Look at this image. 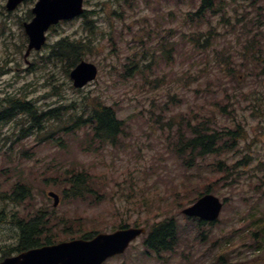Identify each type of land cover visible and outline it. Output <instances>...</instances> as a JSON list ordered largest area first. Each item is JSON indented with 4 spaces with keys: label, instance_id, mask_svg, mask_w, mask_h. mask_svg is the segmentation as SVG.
<instances>
[{
    "label": "rangeland",
    "instance_id": "1",
    "mask_svg": "<svg viewBox=\"0 0 264 264\" xmlns=\"http://www.w3.org/2000/svg\"><path fill=\"white\" fill-rule=\"evenodd\" d=\"M202 1L86 0L84 15L51 27L26 56L24 23L37 0L12 11L0 0V100L18 95L39 112L72 114L61 107L60 120L41 126L25 114L0 125V260L16 248V220L42 212L53 243L147 228L104 264H264V0ZM65 36L86 41L83 60L97 66L85 87L50 56ZM94 101L123 120L116 143L90 123L72 125ZM200 121L241 137L192 161L177 143ZM80 172L89 185L78 195L71 179ZM19 184L30 193L15 202ZM204 194L222 204L215 222L186 215ZM165 219L178 224L173 248L148 250L149 227Z\"/></svg>",
    "mask_w": 264,
    "mask_h": 264
},
{
    "label": "trees",
    "instance_id": "2",
    "mask_svg": "<svg viewBox=\"0 0 264 264\" xmlns=\"http://www.w3.org/2000/svg\"><path fill=\"white\" fill-rule=\"evenodd\" d=\"M249 4L250 7H254L258 4L259 0H251ZM213 5V0H204L202 8H210ZM89 40V38H88ZM88 44L86 41L72 39L69 36L62 37L57 40L50 51V56L56 60L64 61L67 63V72L70 74V68L74 67L78 62L84 59V50ZM89 49H87L88 51ZM49 57V58H51ZM61 107H65L67 112L65 114L72 117V114H68L69 106H60L47 111H38L36 105L27 99H21L20 96H15L8 94L0 100V125L12 120L18 114H25L31 117L32 127L41 126L42 122H54L55 120H60ZM89 125L95 132V136L103 141L109 143H116V139L121 133L123 120H121L117 112L112 106L106 105L101 101H94L92 110L89 112L88 117L78 116L74 120L72 125ZM191 125V124H190ZM37 128V127H36ZM72 128V126H71ZM241 131L229 130L226 135L219 130L208 126L205 122H198L197 124H192L190 126L189 135L183 138L180 137L177 143V150L181 155L187 154L189 152L191 155V160L194 161L198 156H203L207 154H215L220 151V149L226 145V143L233 139L235 140L240 136ZM72 187L75 194H82L89 185L86 175L84 173H77L72 176ZM30 193V190L26 185L19 184L16 185L13 194L10 196L15 202H19L26 198ZM45 223L43 213L40 212L29 220L17 219L16 225L19 227L20 233H22L23 238L22 243L24 247L31 246L35 242L33 236L43 235V229L45 228ZM138 226V225H137ZM122 227H126L121 225ZM257 234V233H256ZM47 242L53 243L50 239V234H47ZM178 235V224L173 219H165L159 222L153 223L149 227L148 236L145 240V245L148 250L162 252L170 250L173 248V244L177 239ZM93 232H84L82 234L83 238H91ZM36 241L39 243V240ZM223 257H220L222 260Z\"/></svg>",
    "mask_w": 264,
    "mask_h": 264
},
{
    "label": "water",
    "instance_id": "3",
    "mask_svg": "<svg viewBox=\"0 0 264 264\" xmlns=\"http://www.w3.org/2000/svg\"><path fill=\"white\" fill-rule=\"evenodd\" d=\"M24 0H8L7 9L14 10ZM84 0H38L32 9L34 17L25 22V30L29 37L28 56L33 49L40 50L46 43V32L60 20L72 19L83 12ZM98 69L93 63L82 61L71 72L76 87H83L97 77ZM55 198V206L59 196L50 192ZM222 204L211 195L201 198L198 203L185 210L191 216H199L205 220L218 218ZM145 228L126 227L111 233H98L91 239H72L47 245L17 257L5 259L2 264H103L109 257L125 252L137 236L145 232Z\"/></svg>",
    "mask_w": 264,
    "mask_h": 264
},
{
    "label": "flooded vegetation",
    "instance_id": "4",
    "mask_svg": "<svg viewBox=\"0 0 264 264\" xmlns=\"http://www.w3.org/2000/svg\"><path fill=\"white\" fill-rule=\"evenodd\" d=\"M45 232H44V229H43V234H44ZM23 234L22 233H18V238H17V243H16V248L14 249V251L9 255H7V256H5L4 258H2L1 260H0V263L5 259V258H7V257H9V256H14V255H18L19 253H21V252H23V251H26V250H30V249H33V248H36V247H39V246H42V245H45L44 243H42L43 241H45L46 240V236L43 238V235H41V236H33V238H35V242H33L32 243V245L31 246H28V247H24L23 246V243L21 242L22 241V239L21 238H23V236H22ZM36 238H37V240H39V243L36 241ZM42 239H45V240H43L42 241Z\"/></svg>",
    "mask_w": 264,
    "mask_h": 264
},
{
    "label": "bare ground",
    "instance_id": "5",
    "mask_svg": "<svg viewBox=\"0 0 264 264\" xmlns=\"http://www.w3.org/2000/svg\"><path fill=\"white\" fill-rule=\"evenodd\" d=\"M255 231V230H254ZM261 231V230H260Z\"/></svg>",
    "mask_w": 264,
    "mask_h": 264
}]
</instances>
